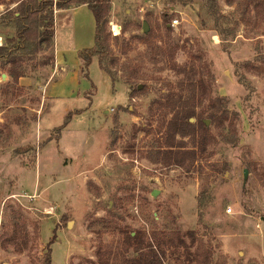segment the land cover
Masks as SVG:
<instances>
[{
  "label": "rangeland",
  "instance_id": "rangeland-1",
  "mask_svg": "<svg viewBox=\"0 0 264 264\" xmlns=\"http://www.w3.org/2000/svg\"><path fill=\"white\" fill-rule=\"evenodd\" d=\"M188 1L112 0L111 54L90 78L55 40L24 59L18 80L0 59V264H45L49 251L51 264H84L119 245L120 229L143 227L196 229L216 264H264V0H217L215 22ZM18 4L0 0V45ZM73 29L56 37L70 43ZM183 68L207 86L198 112L222 96L228 115L207 120L215 139L186 166L152 153L168 114L155 102L185 94Z\"/></svg>",
  "mask_w": 264,
  "mask_h": 264
},
{
  "label": "trees",
  "instance_id": "trees-1",
  "mask_svg": "<svg viewBox=\"0 0 264 264\" xmlns=\"http://www.w3.org/2000/svg\"><path fill=\"white\" fill-rule=\"evenodd\" d=\"M18 1L16 10L8 13L11 25L8 24L1 28V32L13 30L15 35L7 37L5 44L0 45V59L3 60L5 67L10 64L8 73L14 79L18 80L26 75L24 70L26 57L36 54L42 48L52 47L56 34L55 9L65 10L81 5H86L95 19L94 46L81 49L77 53L82 62L83 69L81 70L86 71L85 76L90 78L89 70L96 58L99 65L104 67V62L111 54L108 24L112 0ZM170 1L178 2V0ZM179 2L187 4L190 1L179 0ZM201 3L203 10L201 16H206L212 22L219 21L221 15L218 11L217 0H201ZM246 5L248 9V3ZM165 19L168 20V18ZM146 30H149V24ZM261 61L264 62L263 59ZM55 63L54 54L44 57L41 61L43 66L54 67ZM183 72L187 75L185 94H180L177 98L170 97L167 100L161 99L155 102L160 111L165 110L168 114L162 115L157 127V131L162 133L159 139L162 142L159 143L160 147L153 149L152 153L164 164L177 163L186 166L197 158H202L215 139L207 120L220 125L224 123L228 115L224 110L227 99L222 96L210 101L206 114L198 112V107L203 105V101L207 98V86L202 79L194 83L187 68H183ZM136 89H139V84ZM191 118L194 120L192 121ZM21 122L19 121V123ZM185 138L190 139V142L186 143ZM100 222H104V220ZM106 225L112 226L114 223L109 222ZM166 227L171 228L170 226ZM120 230L123 238L119 245H100L96 250L97 259L95 261L88 260L84 264H165V258L168 255L178 257V260L184 258L191 264H216L215 254L217 252H215L212 240L204 241L198 236L196 229L180 231L171 228L159 231L143 227L134 231L123 228ZM54 239L55 235L49 246L54 242ZM8 240L11 239L8 238ZM51 261L52 255L49 251L44 257V262L51 264Z\"/></svg>",
  "mask_w": 264,
  "mask_h": 264
},
{
  "label": "crops",
  "instance_id": "crops-1",
  "mask_svg": "<svg viewBox=\"0 0 264 264\" xmlns=\"http://www.w3.org/2000/svg\"><path fill=\"white\" fill-rule=\"evenodd\" d=\"M56 34L58 28L63 26L73 27L74 37L70 43L64 44L58 40L55 34V44L59 51L76 52L84 48H90L95 43V19L86 5L72 7L65 10H56ZM62 23V24H61ZM74 40V41H73ZM64 46V47H63ZM74 50V51H72Z\"/></svg>",
  "mask_w": 264,
  "mask_h": 264
},
{
  "label": "water",
  "instance_id": "water-1",
  "mask_svg": "<svg viewBox=\"0 0 264 264\" xmlns=\"http://www.w3.org/2000/svg\"><path fill=\"white\" fill-rule=\"evenodd\" d=\"M147 29V25L146 24H144V30H146ZM191 120L193 121L194 119L193 118H191ZM207 123H209V122H207ZM248 171H246L245 173H247ZM153 195H157V190H154L153 192Z\"/></svg>",
  "mask_w": 264,
  "mask_h": 264
},
{
  "label": "built area",
  "instance_id": "built-area-1",
  "mask_svg": "<svg viewBox=\"0 0 264 264\" xmlns=\"http://www.w3.org/2000/svg\"><path fill=\"white\" fill-rule=\"evenodd\" d=\"M114 32H115L116 34H119V33H120V29H118V31L115 29ZM0 44H1V43H0Z\"/></svg>",
  "mask_w": 264,
  "mask_h": 264
}]
</instances>
